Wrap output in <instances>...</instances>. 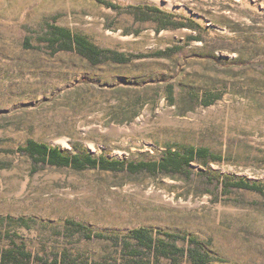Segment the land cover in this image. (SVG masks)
Returning <instances> with one entry per match:
<instances>
[{
  "label": "rangeland",
  "instance_id": "1",
  "mask_svg": "<svg viewBox=\"0 0 264 264\" xmlns=\"http://www.w3.org/2000/svg\"><path fill=\"white\" fill-rule=\"evenodd\" d=\"M51 25L129 60L54 51ZM29 139L124 164L196 157L154 175L56 166L19 151ZM1 255L264 264V0H0Z\"/></svg>",
  "mask_w": 264,
  "mask_h": 264
},
{
  "label": "trees",
  "instance_id": "2",
  "mask_svg": "<svg viewBox=\"0 0 264 264\" xmlns=\"http://www.w3.org/2000/svg\"><path fill=\"white\" fill-rule=\"evenodd\" d=\"M112 8H115L112 4L109 5ZM153 13H161L156 9H151ZM164 21H159L161 24L160 27H189L192 29H196L197 26L193 25L190 21L186 23L172 21V15L164 14ZM158 20V19H157ZM43 41H46L47 44L53 47L54 51L56 50H68L74 51L86 58L87 60L93 63H101L107 60H111L116 63H125L129 60V58L124 57L123 55L116 53L110 49H104L97 47L96 45L89 42L85 37L75 34L65 27L51 25L50 30L46 33V37L42 38ZM25 44H28L29 39H24ZM135 114V113H134ZM133 116H129L127 119L129 121L132 120ZM18 150L21 152L28 153L33 159L34 163H48L50 165L56 166H72L75 168H83V167H105L111 171H126L130 173H139L142 171H147L150 174H157L159 172H170L172 168L181 167L183 165H188V163L196 157L189 155L187 157H177L172 154L167 159L162 160L161 162H156L152 160L148 161H138L135 163H126L124 164L121 161L117 160H107L101 156L93 157L90 153L84 152L82 154L77 153L74 155H70L66 151H62L57 146H49L45 143L36 142L34 140H27L26 145L23 147H18ZM212 160H218L219 158L215 155L208 154ZM125 165V166H124ZM236 187H242L248 190H254L261 192V188L259 185L249 183L242 179L236 181L234 184ZM136 240L138 241V245L141 247L150 248L152 246L153 240L150 236L145 234L141 230H137L135 232ZM20 258L22 260L28 261L30 259V255L28 252L22 251L19 253ZM199 256V255H198ZM2 260V255L0 256V264ZM9 260H14L13 262H18V260L14 259V257ZM5 261H8L5 258ZM197 262L199 264H205L204 259L199 256L197 258ZM16 264V263H15ZM18 264V263H17Z\"/></svg>",
  "mask_w": 264,
  "mask_h": 264
}]
</instances>
